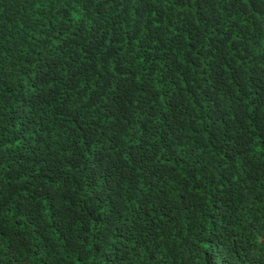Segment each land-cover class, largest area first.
I'll return each mask as SVG.
<instances>
[{"label":"trees","instance_id":"16d2710c","mask_svg":"<svg viewBox=\"0 0 264 264\" xmlns=\"http://www.w3.org/2000/svg\"><path fill=\"white\" fill-rule=\"evenodd\" d=\"M0 264H264V0H0Z\"/></svg>","mask_w":264,"mask_h":264}]
</instances>
